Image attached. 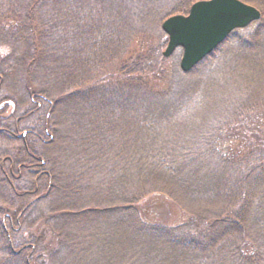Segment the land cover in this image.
<instances>
[{"label": "trees", "instance_id": "1", "mask_svg": "<svg viewBox=\"0 0 264 264\" xmlns=\"http://www.w3.org/2000/svg\"><path fill=\"white\" fill-rule=\"evenodd\" d=\"M15 1H6L8 3V13L4 19L1 16L3 9H0V18H2L0 20V38L3 37V34H8V37H5L7 42H10L11 36L15 37L16 42H25L26 49L21 57V63L25 65L23 66L24 69L30 68L31 70L33 67L36 60V57H34L35 47L42 45V38L45 33L43 30L46 27L56 31L53 35L58 40L59 35L71 34L70 43L60 55L62 59L54 62L57 66L56 77L68 78L64 80L68 87L67 93L60 96L59 99H55V101H62L68 97H78L77 101L85 106V110L82 108L81 110L87 116L88 122L84 126L83 135L87 141L93 143V146H99V153H102L106 146L114 148L117 143V149L114 148L115 153H110V156L106 154L108 159L112 158V160L117 161V165H121L126 161L133 164L132 157L137 156L136 150L130 151V153L122 152L120 150L121 144L115 140L116 136L120 134L119 128L126 131L128 126H131V129L136 127L134 131L140 129L143 133L150 134L154 133V128L160 130L158 133L161 132V128H164L171 130V134H173V139H167V142L156 138L153 149L148 150L149 152L144 151L147 163L143 168L146 173L159 170L160 175L169 176V181L176 185V189L174 190L166 185L142 187L137 194H133L134 191H132L131 195H133L129 199L132 203L134 198L138 202L149 194H163L182 207L185 215L184 220L173 226L164 225L157 221L149 222L143 220L139 212L137 214L136 207L133 209L134 215L130 217L124 210L119 213L118 209L114 207L116 205H113L115 209L110 207L113 211L110 212L108 226H105V231L102 234L104 236L99 239V250H105L102 252V256H115V249H122L123 241L129 231L132 238L139 237L141 239L142 245H138L136 250L146 247L147 252L145 253L151 254V257L156 260V264H225L224 262L227 259H230V264H264V147L257 148L252 146L253 144H245L242 138L238 139L245 130L248 132L249 140L257 142V138H260L259 142L264 143L263 136L257 137L258 130L253 128L254 131L253 129L248 131L251 121H246L248 118L255 117L253 114L256 108L264 107L261 106L264 105V98L256 101H251L252 98H250L246 99L247 101L244 103L241 102L242 104L232 102L225 106L227 110L224 116L221 115V118H219V120H224L225 129L221 131L225 134L221 133L220 129L222 127H218V125L214 132H210L213 135L204 133L205 138L202 141L208 154L204 153L210 160L207 164H202L199 160L197 161V156L202 154L201 141H194L198 148H195L192 156H190V150L186 145L193 144V140L187 138L183 140L182 137L186 130L175 131L176 128L173 127V124L179 122L180 118L183 120V116H187L186 103L177 99L171 102L167 100L161 102L164 107L160 109L154 102L155 94L152 92L151 97L149 95V83L146 80H141L150 73L154 76L158 75L161 71V63L166 57L162 55V47L158 48L157 44L149 43L141 27L132 30L133 17L139 16V19L143 20L145 18L144 21H146L155 19L158 15L157 20H160L176 12L186 13L190 4L195 0H167L164 2L166 5L162 8L160 7V4H163L162 0H21L18 6ZM245 1L255 5L260 10L261 17L258 21L244 28L232 30L212 53L198 62L192 69L182 71L178 66V62L175 69L182 74H190L197 67L202 72L201 74H210L215 65H218V69L221 71H227L230 67L238 70L241 67H249L248 74L239 79L241 84H237V87H243L246 93L248 86L243 84V80H247L253 83L250 90L254 89L256 86L255 80L259 77L260 72L264 70V0ZM45 3L56 8L52 15L53 18L48 24L43 23L42 16L38 20L33 12L37 7H43ZM14 11L18 12V19L16 16L14 17ZM60 15H64V17L60 18ZM73 24L80 27L76 36L75 29L70 28ZM4 28H9V30L3 31ZM36 28L37 32H35ZM161 31L159 35L164 36L162 43L164 42L165 45L166 34ZM130 40L135 41V44L133 45ZM67 55L70 58H67ZM103 55H108L112 59L116 58L117 64L119 62L116 68L117 78H114L112 88L106 83L104 87L99 82V77L94 74L96 69L101 67L100 63ZM98 56L101 60L98 67L92 66L91 71L88 73L87 67L83 66L85 65L84 62L95 60ZM6 59H9V61L19 60L14 52ZM56 59L53 58L55 61ZM215 59H218V61ZM58 65H60L59 68ZM253 68L260 71L257 77L252 73ZM232 73H235V71ZM239 73L237 71V74ZM189 79L195 80V77L189 76ZM87 82L91 85L86 86L84 90L82 84ZM102 86L103 88H101ZM31 88L30 97L38 106L51 103L52 99H49L50 96L48 98L49 93L44 86L37 85ZM111 93L115 100L114 107L110 106L113 104ZM212 99H210V102L214 103L212 105L214 106L217 102L212 101ZM7 103L10 105V109L7 110L6 115H0V131L3 133L0 135L4 138L0 143V149H3L0 152L9 147L6 149L8 153L4 154L5 157L10 158L13 152L16 155L14 160L13 157L9 159L8 170L5 169L7 160L0 163V184L5 187V189L3 187V194L9 196L7 200L14 203L17 199L18 202L16 206H9L6 209L10 208L15 211L19 203L22 208V201L28 196L33 201L39 195L47 197L53 195L58 200H62L61 204L54 203L48 212H54L52 215H56L59 213L58 209L64 203L62 193L66 195L73 194L77 198L82 195L83 191L81 189L76 190L71 183L63 186L67 177L63 172L57 170L59 165L57 160H53L47 153L39 154L40 150L37 148L32 149L30 147L28 152L26 149V152H21L17 148L19 144L16 146L14 142H10L8 133L9 129H18V126L27 123L24 129L31 132L30 134L26 133L22 139L28 147L32 142H28L26 137L28 135L32 136L34 131L37 132L39 137L45 134L53 136L49 130L52 125L50 126L47 120L56 114L51 116L50 109L44 111V108L39 107L31 113L12 115L14 104L11 100ZM256 105L258 106L255 107ZM58 117L53 119V123L55 122L57 125ZM33 119L35 121H32ZM214 119L216 120V118ZM122 124L127 125L126 130ZM209 124L216 125L213 120ZM217 130L218 132H216ZM76 143H80L79 140ZM32 144L34 146V143ZM10 146L13 150L11 154ZM248 146L252 147L247 148ZM77 158V164L71 169V172L75 170V174H79L81 178H86L91 163L94 162L93 166H97L101 162L102 155L101 157L97 156V158L93 156V161H89L87 156L83 155ZM88 162L90 163L88 164ZM142 162L143 158L141 162L138 161L137 164L134 162V164L140 166ZM22 163L26 165L22 168L27 169L26 171H21ZM15 165L17 168L14 169ZM33 170L42 173L39 172L38 174ZM33 173L35 176L32 177ZM108 175H112L114 181L117 180L115 166L113 170L108 172ZM14 177L19 184L15 185ZM37 178L39 179L37 180ZM125 183L126 181L121 185ZM44 184H46V188L41 189ZM102 189L106 188L102 186ZM218 190L223 191L221 195L225 194V196L218 197ZM61 191L63 192L61 193ZM20 192L24 193L21 194ZM33 193L36 195L32 196ZM190 200L193 205H199L198 209L186 203ZM110 202L112 201L110 200ZM2 208L4 207L0 206V210ZM21 208L19 211H21ZM3 227L7 233L4 225ZM217 228L220 230L216 231ZM2 233L0 226V244L2 248L4 246L12 247L13 241L9 235L4 238L5 241L7 240V244L4 245ZM225 242L228 244L227 247L224 246ZM109 252L111 253L109 254ZM14 256L19 258L20 264H24L25 257L23 254L9 256L8 258L13 259ZM222 256L225 257V260ZM31 258L28 255L27 261ZM149 261L151 260L149 259Z\"/></svg>", "mask_w": 264, "mask_h": 264}, {"label": "rangeland", "instance_id": "2", "mask_svg": "<svg viewBox=\"0 0 264 264\" xmlns=\"http://www.w3.org/2000/svg\"><path fill=\"white\" fill-rule=\"evenodd\" d=\"M6 1L7 0H0V9H3L2 13L4 14H1L3 19L8 13V3ZM166 1L167 0H162L163 4H160L161 8L166 5V3H164ZM15 2L18 6L20 5L21 0H16ZM15 2L13 3L15 4ZM261 6L263 7V5ZM55 10L56 8L50 6L49 4L46 5L45 3L43 7H37L33 12L38 20H40V16H42L41 18L43 23L48 24L51 22V19L53 18L52 15ZM17 13V11H14V17L16 16L18 19L19 14ZM157 16L155 19H148L146 21H144L145 18L142 20L139 19V16H134L132 21V30H136L137 27H141L143 34H146L145 38L149 40V43L157 44V47H162L161 50L163 51L166 43L165 45L164 42L162 43L164 36L159 35L160 30H162L161 20L163 18L157 20ZM63 17L64 15H60V18ZM1 19L2 18H0V20ZM138 22L140 23L138 24ZM70 28L72 30L75 29V36L80 30V27L76 26V24H73ZM4 30L7 31L9 28H4L3 31ZM43 31L45 33L43 34L42 45L35 47L36 52L34 57H36V60L34 61L35 63L31 70L30 68H27L29 70L24 69L23 66L25 65L21 63V57L26 49L25 42H16V40H14L15 37L13 36H11L12 40L10 39V42H7L5 39L8 37V34H3V37L1 35L0 59L2 61L0 60V115L4 116L7 114V110L10 109V105L7 103L9 100H11L14 104L12 115H23L26 112L31 113L39 107L44 108V111L50 109L49 112L51 116H53L52 114H56L53 117H49V120H47L50 126H54H51L52 128L49 127L53 136L45 134L39 137L37 132L34 131L32 136L28 135V137H26V139H28L27 141L34 143L35 147L32 143H30L27 147L22 139L26 133L30 134L31 132H28L27 129L25 131L24 129L27 123L24 125H20L18 123L20 125L17 127L18 129H9V140L10 142H14L16 146L19 144L17 148L21 152H24L25 149L28 152V148L30 147L32 149L37 148L40 150L39 154L42 155L47 153V155L52 157L53 160H57V163L59 164L57 170L63 172V174L67 177V179L65 178L66 182L64 181L63 186H67L68 183H71L75 186L74 188L76 190L81 189L83 192L81 196L75 198L73 194L66 195L65 193H62L63 191H61L62 194H60L64 201L63 206L61 208H59L60 206L58 207L59 213L52 215L54 212H48L53 204L62 203V200H58L53 195H49L48 197L39 195L37 199L33 201L29 198L30 196H28L23 199L22 208L19 203V205L15 208V211L10 208L6 209V207L9 206H16L18 200L16 199L14 203L11 200H7L9 196L3 194L5 187L0 184V206L5 208L0 210V226L3 231L2 240H4L6 235H9L10 239L13 241L12 247L4 246L7 244V240H4L3 248L0 244V264H20L19 258L14 256L15 258L10 259L8 257L22 254L25 257L23 262L24 264H154L156 260L151 257V254L148 255L145 253L147 252L146 247L140 249L141 251L139 249L136 250L138 245H142L140 241L141 239H139V237L132 238L129 231L126 234L127 237L123 241L124 245H122V249H115L114 251L116 253V258L118 257L117 259L115 256L111 255L108 257L102 256V252L105 250L102 249V251H100V246L98 244L100 237L104 236L102 234L105 231V226H108L110 212L115 209L114 207L118 209L119 213L123 212V210L126 211V214H129L128 216L130 217H132L131 215H134L133 209L136 207L135 210L137 211V214L139 212L140 217L143 220L149 222L157 221L168 226L176 225L184 220L185 215L182 207L163 194H149L145 196L143 200L138 202H136L134 198L132 203L129 199L133 194H137L142 187L146 188L148 186L157 187L159 185H166L174 190L176 189V185L169 181V176L160 175L159 170H153V172H151L153 174L149 172L146 173L143 168L147 163L144 151L149 152L148 150L153 149L154 140L156 138L162 140L163 142H167V139H173V134H171V130H166L164 128H161V132L159 133L158 131L160 130H155L156 128H154L153 134L147 132L143 133L140 129L134 131L136 127L131 129V126H128V129L126 130L127 125L122 124L126 131H124L123 128H119L120 134L116 136L115 140L121 144L120 150L122 152L125 151L130 153V151L136 150L137 156L132 157L133 164H130V161H126L121 165H117V161L112 160V158L108 159L106 154L110 156V153H115L114 148L117 149V143L114 148H108V146H106V149H103L102 153H99V146H93V143L87 141L83 135L85 130L84 126H86L88 122L87 116L81 110V108L85 110V106L80 104V101H77L78 97H68L62 101H55V99L57 100L60 96H64V94L67 93L66 91L68 87L64 80H67L68 78L61 79L56 77L57 75L55 74V71L57 70V66L54 62L62 59L60 55L70 43L71 34L65 36H60L58 34V40L57 37L53 35L56 33L54 29L46 27ZM35 32H37V28L35 29ZM130 41L133 45L135 44V41ZM213 50L210 53H212ZM74 51L75 50L73 48V52ZM12 52L16 53L19 60L9 61V59H6ZM180 55L181 50L178 48L175 49L169 56H164L166 59H163L164 61L161 63V71L159 74L154 76L150 73L141 80H146L149 83V90L147 89L149 91V95L151 97L152 92L155 94L154 102L160 109L164 107L161 102L167 100L171 102L177 99L178 101L186 103L185 109L189 114L187 113L186 117L183 116V120L180 118L179 122L173 124V127L176 128L175 131L186 130V133L182 137L183 140H185L184 138L193 140V144L189 143L188 146L186 145V147L190 150V156H192L194 149L198 148L196 147L195 142L201 141L200 149L202 150V154L197 156V161L199 160L200 163L207 164L210 159H208L205 154H208V151L202 141V139L205 138L204 133L206 135H213V133L210 132H214L217 125L218 127H222L220 131L225 129L224 120H219V118H221V115L224 116V113L227 110L225 106L228 104L232 102L242 104L247 101L246 99L252 98L251 101H256L260 98H264V95H262L264 93V70L260 72L257 68L252 69V73L256 77L259 72L260 75L254 82L256 86L251 90L250 86L253 85V83L243 80V84L248 86L245 93V89H243V87L238 88L237 84H241L239 79L244 78V76L248 74L249 67H241L240 70L230 67L227 71H221L218 69L219 66L215 65L216 67L214 66V70L210 74H201L202 72H200L197 67V69L195 68L190 74H182L175 69L177 62L179 66ZM53 58H57L56 61L53 60ZM67 58L70 57L67 55ZM115 59L116 58L112 59V57L108 55H103L102 62L98 56L95 60H91L93 64L91 61H88L86 63L84 62L85 65L83 66L87 67L89 73L92 66L98 67L99 62L101 61V67H99L100 69H96L94 74L99 77V82H101L104 87L107 84L112 88V86H114L113 80L114 78H117L118 74L116 68L119 65V62L117 64ZM215 60L218 61V59ZM59 66L60 65H58V68ZM234 71L235 73H232ZM237 71L240 73L237 74ZM189 76L195 77V80L189 79ZM37 85L44 86V88L48 90V98L50 96L49 99H52L51 103L41 104L38 106L35 101H32L30 97L32 91L31 87ZM82 85V88L85 90L86 86L91 84L87 82ZM29 86L31 87L29 88ZM103 86L101 88H103ZM180 96L181 98H179ZM111 98L113 104L110 106L114 107L115 100L112 93ZM211 98H213L212 101H215L218 104L215 103V105L212 106L214 103L210 102ZM257 106L258 105L255 107ZM253 115L255 117L246 119V121H251V126L248 131H251L254 128L259 131L257 137H264V107L256 108ZM54 117H58V125L55 122L53 123ZM214 118H216V120ZM211 120L215 121L216 125H210L209 123ZM32 121H35V119ZM30 123L28 124L30 125ZM81 123L82 125H80ZM206 128L207 130H205ZM5 130L7 131V129ZM167 132L169 134H166ZM216 132H218V130ZM221 133L223 135L225 134V132L222 131ZM244 133H242L238 139L242 138V140L245 141V144H253L252 146L257 148L264 147V143L259 142L260 138H257V142L249 140L248 138L250 137L247 135L248 132L244 130ZM0 134L3 133L0 131ZM3 140V136L0 135V143ZM78 140L80 143H76ZM13 146L16 148L15 145ZM252 146H248L247 148ZM8 148L9 147L5 148V151L0 152V163L7 160L5 163V169L7 170L10 162L9 159L13 157L14 160V156L16 155L10 146V154L12 152L13 153L10 155V158L5 157L4 154L8 153L6 150ZM0 150L3 149L1 148ZM80 155L87 156L89 161H93V156L97 158V156L101 157L102 155V159L100 160L101 162L97 166H93L94 162L91 163L92 165H90L91 167L89 168L86 178H81L79 174H75V170H72L71 172V169H73L77 164V157ZM141 157L143 158V162L140 166H138L136 164L138 161H142ZM134 162L136 164H134ZM89 163L90 162H88V164ZM22 164L23 165L20 168L21 171H26L27 169H22L26 165L24 163ZM114 166L117 177L116 181L112 179V175L107 176L108 172L113 170ZM15 168H17L16 165L14 166V169ZM81 169L83 170V168ZM33 172H38L39 174L40 171L33 170ZM41 173L42 172H40V174ZM31 176L33 177L35 174L33 173ZM13 179L15 185L17 183L19 184L15 177ZM38 179L39 178H37V180ZM123 181H126V183L121 185L124 183ZM45 185L46 184H44L41 189H45ZM102 186L106 189H102ZM132 191L137 192H133L131 195ZM20 193L23 194L24 192ZM35 193H33L32 196L36 195ZM217 193L218 197L225 196V194L221 195V193H223L221 190H218ZM110 200L112 202H110ZM190 202L191 200L189 202L186 201V203H189L190 206L198 209L199 205H193ZM113 205L116 206L113 207ZM110 207L113 209L111 210ZM20 208L21 211H19ZM63 213L66 214L62 215ZM3 225L5 226L7 233L5 232ZM217 230L220 229L217 228L216 231ZM224 246L227 247L228 244L225 242ZM110 253L111 252H109V254ZM28 255L29 257H32L29 259L30 262L27 261ZM222 257L223 260H225V257ZM149 259L151 261H149ZM227 260L224 263L230 264V259L228 262Z\"/></svg>", "mask_w": 264, "mask_h": 264}, {"label": "water", "instance_id": "3", "mask_svg": "<svg viewBox=\"0 0 264 264\" xmlns=\"http://www.w3.org/2000/svg\"><path fill=\"white\" fill-rule=\"evenodd\" d=\"M259 17V9L242 0H195L187 13L171 14L161 22L168 37L162 54L169 56L181 46L179 66L187 71L231 30L244 27Z\"/></svg>", "mask_w": 264, "mask_h": 264}]
</instances>
